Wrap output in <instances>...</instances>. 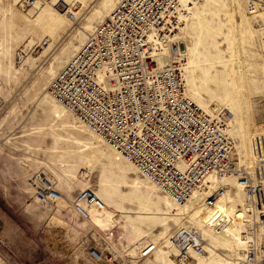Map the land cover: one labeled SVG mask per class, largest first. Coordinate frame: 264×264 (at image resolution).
<instances>
[{
  "label": "rangeland",
  "instance_id": "rangeland-1",
  "mask_svg": "<svg viewBox=\"0 0 264 264\" xmlns=\"http://www.w3.org/2000/svg\"><path fill=\"white\" fill-rule=\"evenodd\" d=\"M19 1L0 0V264H90L83 243L92 241V230L99 234L113 227L123 241L157 245L143 264L179 261L167 248L177 227L194 229L208 242L206 254L190 258L189 264H240L243 246L236 239L250 217L235 179L228 182L231 188L220 207L234 195L227 212L241 224L198 214L197 205L184 214L179 208L163 212L172 204L160 193L153 195L156 190L138 188L137 182L151 184L109 149L78 153L80 147L72 139L78 131H37L54 125L59 112L65 115L44 92L53 78L47 72L50 63L56 73L92 31L77 28H94L119 0H38L36 10L21 9ZM254 1L260 7L249 20L243 0H198L191 4L193 15L180 38L188 56L189 88L212 115L225 112L241 147L238 154L233 151L240 166L252 164L253 139L264 133V0ZM73 6L79 9L77 21H71L75 31L63 45ZM244 14L242 33H236L231 18ZM37 170L62 194L55 205L32 201L26 179ZM88 188L103 207L89 208V218L80 219L72 207L73 194Z\"/></svg>",
  "mask_w": 264,
  "mask_h": 264
},
{
  "label": "built area",
  "instance_id": "built-area-1",
  "mask_svg": "<svg viewBox=\"0 0 264 264\" xmlns=\"http://www.w3.org/2000/svg\"><path fill=\"white\" fill-rule=\"evenodd\" d=\"M37 6L38 0L19 1L23 10ZM179 9V0H120L51 79L48 92L177 203L204 190L206 204L213 205L231 186L208 178L234 177L252 235L239 263L264 264V133L253 139L252 164L240 166L225 112L212 117L186 95L187 54L176 35ZM26 183L42 206L62 198L43 170L31 173ZM72 207L86 219L88 209H102L103 202L88 188L73 194ZM91 233L92 241L83 244L94 263L120 264L122 254L127 256V247H120L122 254L112 250L111 243L124 242L114 227ZM169 240L179 260L204 253V240L194 229L177 227ZM143 246L136 248L146 257L153 246Z\"/></svg>",
  "mask_w": 264,
  "mask_h": 264
},
{
  "label": "bare ground",
  "instance_id": "bare-ground-1",
  "mask_svg": "<svg viewBox=\"0 0 264 264\" xmlns=\"http://www.w3.org/2000/svg\"><path fill=\"white\" fill-rule=\"evenodd\" d=\"M45 1V0H44ZM57 0H53L51 2H46L49 3V4H53L55 3ZM120 1V0H119ZM118 1V2H119ZM117 2V3H118ZM180 2V9L178 11V16H179V26H178V30L176 31V35L177 37L180 39L183 35V32L185 30V27H186V24L187 22L192 18V15H193V10L191 9V4H194L196 2H198V0H179ZM116 3V4H117ZM243 3H244V6H245V9H246V16H248L249 20L251 19V14L252 16L256 15V11L254 12L253 10H257L258 11V8L260 7L259 4H256L254 0H243ZM258 7H257V6ZM116 6V5H115ZM114 6V8H115ZM74 7V6H73ZM255 7V8H254ZM234 11V10H233ZM71 13L74 14V17H70V24H69V29L64 33V34H68L67 32H69V34L65 37V39L63 40L62 38H64L63 36L60 37V39L58 41H56V43L54 44L53 48L51 50H54V47L57 45L58 46V42L62 39L63 41V45L64 43L69 39V35L72 36L73 34V31H75V26H71V21L73 22H76L77 20H74L76 17H77V14L79 13V9L77 6H75L74 8L71 9L70 11ZM112 12V11H111ZM235 12V11H234ZM250 12V13H249ZM68 13H64L63 15L64 16H67ZM111 14V13H110ZM109 14V15H110ZM250 14V15H249ZM108 15V16H109ZM234 15V13H233ZM232 15V16H233ZM69 16H70V13H69ZM107 16V17H108ZM106 17V18H107ZM243 17V19H242ZM242 17H234L231 18L233 20V29L234 31H236V33L238 32V30H240V32L242 33V30H243V22H245L244 20H246L245 18V14L244 16ZM105 18V19H106ZM238 18V19H237ZM77 19V18H76ZM104 19V20H105ZM247 23H250V21H247ZM246 23V24H247ZM76 25V23H75ZM249 25V24H247ZM77 26V25H76ZM250 26H251V23H250ZM242 27V30L241 28ZM93 28L91 26H84V27H78L77 30H79L80 32H85V31H89V30H92ZM251 29L252 31L254 30L253 27L251 26ZM253 34V33H252ZM182 41V40H181ZM50 50V51H51ZM49 51V52H50ZM51 54H52V51H51ZM50 54V55H51ZM49 55V54H48ZM240 61V60H238ZM241 62V61H240ZM187 63H188V56H187V62H186V65H185V68H184V80H185V93L186 95L193 101L195 102L201 109H203L204 111H206L207 113H209L212 117H216L215 115H212L208 109H205L203 106L200 105V103H198L196 100H195V95L193 94V91L189 88V85H188V82H187V77H186V67H187ZM242 63V62H241ZM241 63H239V65L241 66ZM238 64V63H237ZM19 65V64H17ZM60 66V65H59ZM63 66H61L58 71L62 68ZM56 67L54 66V62L53 63H50V67L48 68V73L50 75H52L53 77L55 76V74L58 72L54 71ZM239 68V67H238ZM242 68V66H241ZM241 69H239L240 71ZM44 92H46V94L48 95H51L49 92H48V89L46 88L44 90ZM52 96V95H51ZM241 97V96H240ZM53 98V96H52ZM54 99V98H53ZM54 101L64 110V113L65 115H62L60 112H59V115H58V121L54 124V125H48L47 127H41L39 128L37 131L39 133L41 132H44V131H69V132H73V131H78L79 133H74L75 136H72V139L74 140L73 143L78 145L80 148L76 151L78 153H84V152H91V151H94V150H98V149H101V148H107L109 149L112 153H114L115 155H117L121 160H123L124 162H126L127 164H129L131 167H133L136 172L139 174V172L137 171L135 165L130 162L126 157L120 155L118 152H116L112 147H110L108 144H106L96 133H94L93 131H91L87 126L81 124L80 122L77 121V119L75 118V116H73L62 104L58 103L55 99ZM66 114H68V116L70 117L71 121L70 123L72 124V126L68 125L69 123H67L64 118H66L65 116H67ZM226 121V120H225ZM57 125V127H56ZM77 129V130H76ZM226 130H227V133L228 135L233 139V141H235L234 139V135L232 133V128L230 126H226ZM82 134L86 135V139L83 138ZM82 136V137H80ZM246 136V135H245ZM94 139V140H93ZM101 144V145H99ZM240 144H237L236 141L234 142V146H233V151L235 152L236 151V154H238V150L240 149ZM233 151H232V155H233ZM52 153L55 152V151H51ZM238 156V155H237ZM237 163L239 164L240 162L237 161ZM124 174V172H122ZM141 176V175H140ZM143 180H145L147 183L151 184V186H147L145 183H142V182H137V187L140 188V189H145V190H149L151 189L152 191L153 190H156V191H153V195L157 194V193H160L169 203L172 204V207H164L163 209H161L163 212L169 210V209H176V208H179L181 210V212L184 214V213H187L188 210L190 209L191 206H195L197 205L199 207V210L197 211L198 214H202L210 219H215V218H221L222 221H225L226 224H233V225H237V224H241V223H238L237 221H235L234 218H232V216L227 212V208L228 206L233 202V196L232 195L227 204L226 205H222L220 207V203H221V197L218 198L216 200V202L213 204V205H207L206 204V198L208 197V192L206 191H199V192H195L191 195V197L189 199H187L186 201L182 202V203H177L175 202L172 198H170L169 196L165 195L161 190L160 188L158 187V185H156L155 183H153L152 181H150L148 178L146 177H143ZM213 177H210L208 178V180L211 182V184H213L212 182H218V183H222L224 184V182L228 185V182L231 181V179H235L234 177H231V178H228V179H223V180H219V179H214ZM225 180V181H224ZM139 184V186H138ZM124 187H127V186H124ZM131 187V186H129ZM135 187V186H133ZM229 190V189H227ZM237 194V192L235 193ZM152 195V196H153ZM30 196H31V193H30ZM62 199V198H61ZM33 202H35L36 204H39L38 202H36L35 199L32 200ZM204 202V204L200 205L201 203L200 202ZM59 202V201H58ZM40 205V204H39ZM200 205V206H199ZM197 208V207H196ZM195 210V209H194ZM247 213V212H246ZM248 214V213H247ZM89 218V217H88ZM86 218V219H88ZM245 220H243L244 222ZM250 221V219H247L246 222ZM60 225V224H59ZM167 225V222L165 221V223L163 224V226ZM58 228V227H57ZM56 228V229H57ZM234 229V227L232 228ZM61 230V229H60ZM251 233L249 230H245L244 233H241L240 236L236 239V242L238 245H241L243 246L242 248L245 247L246 243L248 242V240H250L252 237H251ZM204 240V253H200V254H194L192 253L191 254V258L196 256V257H199V256H202L203 254H206V250H207V246H208V242L203 238ZM168 245H167V248H169L171 251H173L176 255H177V250H175V248H173V246L171 245V242L170 240H168ZM166 243V244H167ZM111 247H112V250L115 251V252H119L120 254H122V250H120V247H127V256H124V254H122L123 256H121V260L122 261L120 264H126V260H130V262H132L133 264H143L145 261L151 259V257L157 252V245L154 244L153 242H150V241H147V240H141V241H136V242H129V241H126L124 240V242L118 240V243H111L110 244ZM136 245H139L140 247L142 245H146V246H143L142 247V250H144L145 248H147L149 245H152L153 248L152 250L150 251V254L147 255L146 257H141L139 251L137 250L136 248ZM160 252V250H159ZM169 254V253H168ZM127 258V259H124V258ZM90 260V259H89ZM189 260L190 259H186L184 261L182 260H179V261H175L173 264H189ZM90 264H96L94 263L93 261L90 260ZM89 264V263H88ZM102 264V263H101Z\"/></svg>",
  "mask_w": 264,
  "mask_h": 264
}]
</instances>
